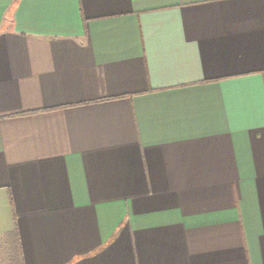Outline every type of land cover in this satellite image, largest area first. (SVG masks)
I'll return each mask as SVG.
<instances>
[{"label": "crops", "instance_id": "1", "mask_svg": "<svg viewBox=\"0 0 264 264\" xmlns=\"http://www.w3.org/2000/svg\"><path fill=\"white\" fill-rule=\"evenodd\" d=\"M0 264H264V0H0Z\"/></svg>", "mask_w": 264, "mask_h": 264}]
</instances>
